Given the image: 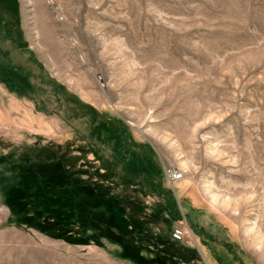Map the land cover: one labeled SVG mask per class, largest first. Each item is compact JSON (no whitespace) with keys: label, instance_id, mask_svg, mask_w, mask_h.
Listing matches in <instances>:
<instances>
[{"label":"rangeland","instance_id":"1","mask_svg":"<svg viewBox=\"0 0 264 264\" xmlns=\"http://www.w3.org/2000/svg\"><path fill=\"white\" fill-rule=\"evenodd\" d=\"M0 64V264H264V0H0Z\"/></svg>","mask_w":264,"mask_h":264},{"label":"trees","instance_id":"2","mask_svg":"<svg viewBox=\"0 0 264 264\" xmlns=\"http://www.w3.org/2000/svg\"><path fill=\"white\" fill-rule=\"evenodd\" d=\"M0 77L2 80L9 81L15 83L14 91L16 92H24L23 88L21 87L19 81L17 79L19 78L18 75L14 71H9L6 66H3L0 64Z\"/></svg>","mask_w":264,"mask_h":264},{"label":"built area","instance_id":"3","mask_svg":"<svg viewBox=\"0 0 264 264\" xmlns=\"http://www.w3.org/2000/svg\"><path fill=\"white\" fill-rule=\"evenodd\" d=\"M169 178L173 181L176 182L178 179L181 178V176L177 173V171H170L169 172ZM175 237L179 238V235L175 234Z\"/></svg>","mask_w":264,"mask_h":264},{"label":"bare ground","instance_id":"4","mask_svg":"<svg viewBox=\"0 0 264 264\" xmlns=\"http://www.w3.org/2000/svg\"><path fill=\"white\" fill-rule=\"evenodd\" d=\"M261 240H262V243H263V246H264V238L262 237Z\"/></svg>","mask_w":264,"mask_h":264}]
</instances>
